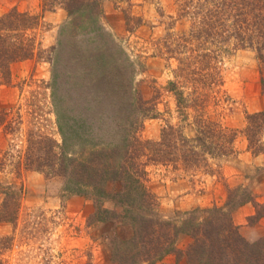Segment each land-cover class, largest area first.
<instances>
[{
  "label": "rangeland",
  "instance_id": "1",
  "mask_svg": "<svg viewBox=\"0 0 264 264\" xmlns=\"http://www.w3.org/2000/svg\"><path fill=\"white\" fill-rule=\"evenodd\" d=\"M204 1L193 0L186 12H194ZM96 2L94 13H88L93 18L76 24L60 3L46 11L43 0H0V16L16 11L39 18L40 27L28 34H35L43 50L31 59L10 64V83L0 85V109L22 119L14 135L0 127V160L4 159L0 184L20 197L15 221L0 222V264H113V245L132 237L130 218L99 221L93 202L65 191L63 179L48 178L20 165L18 157L24 153L29 131L60 140L56 108L73 119L99 126L95 132L99 143L117 144L120 136L112 134L114 123L129 120L135 123V134L145 141L158 142L167 125H181L187 136L195 135L193 110L184 109L182 122L175 98L167 90L182 54L176 52V46L181 44L180 36L190 32L191 15L179 17L176 0ZM227 50L217 63L223 80L219 101H209L204 111L211 122L241 130L246 114L264 109L261 67L255 51L232 50V46ZM262 52L264 55V49ZM138 99L155 111V117H143L133 110ZM234 147L235 155L211 162V176L192 177L148 165L144 184L157 198L155 215L179 224L185 213L198 209L197 218L202 220L204 210L225 205L229 190L237 199L247 196L264 204V154L253 156L241 135ZM76 149L82 151L80 145ZM89 149L85 147V151ZM118 189L116 182L107 185L110 194ZM2 202L3 195L0 207ZM102 208L124 214L111 200ZM254 214V203L244 204L232 214L237 231L249 242L264 237V219L247 221ZM191 243L189 237L180 236L175 243L180 254H168L155 264H188L184 253Z\"/></svg>",
  "mask_w": 264,
  "mask_h": 264
},
{
  "label": "trees",
  "instance_id": "2",
  "mask_svg": "<svg viewBox=\"0 0 264 264\" xmlns=\"http://www.w3.org/2000/svg\"><path fill=\"white\" fill-rule=\"evenodd\" d=\"M176 1L179 2V17L191 15L193 22L189 34L180 36L181 44L176 46V52L182 54L177 58L174 79L168 83L167 90L175 98L182 122H185L184 109L193 110L194 137L187 136L181 125H167L161 130L158 142L145 141L135 134V123L129 120L114 123L112 134L120 136L117 144L99 143L95 138L99 126L87 124L82 118L73 119L56 108L55 124L60 140L38 130L29 131L24 153L18 157L20 165L48 178L63 179L65 191L93 202L99 221L125 217L132 220V237L113 245V264H155L168 254H180L175 248L180 236L192 240L184 253L188 264H264V237L247 241L232 219V214L241 206L254 203L255 214L247 221L257 223L264 219V204L247 196L237 199L229 190L223 207L204 210L206 217L202 220L197 218L198 209L187 212L178 224L155 215L157 198L144 184L148 165L183 171L192 177L213 175L211 162L235 155L234 144L239 135L244 137L246 148L253 156L264 154V109L246 114L245 127L241 130L211 122L204 111L209 101H219L223 80L217 63L231 46L232 50L248 48L256 52L264 94V0H213L210 3L205 0L192 13L186 10L193 6V0ZM55 3H60L71 20L78 24L83 18L87 21L93 18L88 13L97 2L43 0V10H52ZM39 25L37 16L16 11L0 16V85L10 83V64L31 59L35 53L43 51L35 34H28ZM11 33H15L12 38ZM52 92L54 104L57 101L54 88ZM134 103L133 110L143 113L138 115L155 117V111L145 108V102L138 99ZM117 112L122 116L119 110ZM151 112L154 114H148ZM21 124L19 114L10 116L0 109V127L6 134L14 135ZM78 145L82 151L76 149ZM86 146H90L88 151H85ZM8 156L14 157L11 152ZM3 162L4 159L0 160V170ZM113 182L119 189L110 194L107 185ZM2 195L0 222L13 223L20 197L10 187L0 184ZM107 200L119 205L124 214L103 209ZM104 214L110 216L107 218Z\"/></svg>",
  "mask_w": 264,
  "mask_h": 264
}]
</instances>
